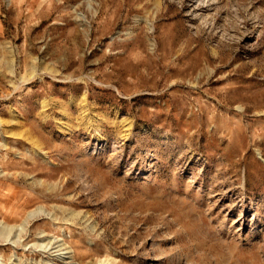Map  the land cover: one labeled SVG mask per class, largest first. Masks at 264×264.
I'll use <instances>...</instances> for the list:
<instances>
[{
    "label": "rangeland",
    "instance_id": "rangeland-1",
    "mask_svg": "<svg viewBox=\"0 0 264 264\" xmlns=\"http://www.w3.org/2000/svg\"><path fill=\"white\" fill-rule=\"evenodd\" d=\"M2 223L0 264H264V0H0Z\"/></svg>",
    "mask_w": 264,
    "mask_h": 264
},
{
    "label": "bare ground",
    "instance_id": "bare-ground-1",
    "mask_svg": "<svg viewBox=\"0 0 264 264\" xmlns=\"http://www.w3.org/2000/svg\"><path fill=\"white\" fill-rule=\"evenodd\" d=\"M37 210V209H36ZM36 211L32 210L28 213L27 215V218L28 219L31 215L35 214ZM15 226L14 225H9V224H5V223H2L0 224V237H8V235L11 233L12 229L14 228ZM17 232V231H16Z\"/></svg>",
    "mask_w": 264,
    "mask_h": 264
}]
</instances>
